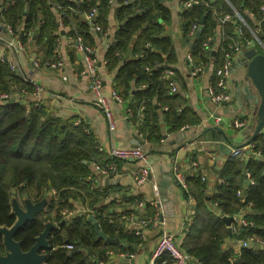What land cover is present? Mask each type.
<instances>
[{
	"label": "trees",
	"instance_id": "trees-1",
	"mask_svg": "<svg viewBox=\"0 0 264 264\" xmlns=\"http://www.w3.org/2000/svg\"><path fill=\"white\" fill-rule=\"evenodd\" d=\"M169 1L172 0H0V20L16 27L24 17L21 38L26 31H32L36 44L41 46L45 56L50 57L56 49V32L60 31V26L68 25L66 34L70 38L81 35L85 43L93 44L94 36L100 33L93 34L84 14L97 6L95 21L104 26L113 7L118 23L104 55L105 64L109 71L116 69L113 87L120 96L132 95L134 116L143 105V119L138 127L152 142L162 136L161 112L168 131H177L185 123L198 121L197 113L189 106L177 108L175 101L179 95L169 93L167 80L163 78L164 70L176 61L173 41L160 22V19L165 23L171 19L170 6L166 3ZM208 1V5H196L180 12L182 38L189 45L194 61L205 62L210 51L202 49L201 42L207 35L214 34L218 23L222 24L221 17L230 11V5L242 15L264 46V16L260 10L264 0ZM202 18L200 34L193 38L189 34L190 28ZM37 23L40 24L36 29ZM223 23L228 35L238 25L237 22L235 25L227 21ZM244 32L247 39L263 52L252 32L247 29ZM229 41L228 37L223 40L222 50L216 54L217 63L222 62ZM129 49L130 58L127 57ZM11 82L19 80L8 63L0 62V92H12L14 84ZM153 99L159 101V106H154ZM165 105L166 110L163 109ZM75 119V116L62 119L45 105L22 103L15 97L0 99V227L14 224L16 210L26 211V197L32 205L41 203L15 230L13 239L19 242L22 251H26L46 225L53 224L46 235L45 264H99V260L107 259L108 249L132 253L133 246L139 242L134 231L126 228L125 220L120 217L127 214L129 208L122 206L115 212V199L106 200L112 196L109 189L96 187V175L88 163L97 162L98 157L104 155L98 152L89 128L83 121L75 124ZM248 141L264 151V128L244 135L241 146L227 155L219 171L223 182L217 183L211 194L206 193L200 175L188 179V183L192 182L194 186L196 206L179 246L203 264H264V248L241 247L238 254H233L231 249L223 246L228 233L220 214L232 215L242 209L251 223L248 227H241L235 238L250 234L258 236L264 243V159L249 158L244 163L240 160L242 146ZM245 170L254 180L253 185L244 183ZM52 190L54 194L51 195ZM73 200L87 207L88 214L93 215L106 236L118 237L125 245H113L99 237L85 213L64 216L65 209L73 208ZM209 205H213L216 211L210 210ZM146 207L151 216L154 208L149 203ZM65 244H72L73 248H66ZM6 250L0 233V254ZM231 256L236 260L230 261Z\"/></svg>",
	"mask_w": 264,
	"mask_h": 264
},
{
	"label": "crops",
	"instance_id": "crops-1",
	"mask_svg": "<svg viewBox=\"0 0 264 264\" xmlns=\"http://www.w3.org/2000/svg\"><path fill=\"white\" fill-rule=\"evenodd\" d=\"M166 3L170 6L171 19L167 23L160 19V22L164 24L165 32L171 37L175 50L176 61L171 65L174 68V78L177 83V92L174 94L179 95L175 101V105L178 106V109L189 106L197 113L198 121L195 123H185L177 131H168L167 125L162 120L163 113L159 110L161 112L159 113V123L162 136L150 142L151 150L148 152L147 160L151 167V173L148 180L141 185H136L133 180V174L141 164L139 161H117V174L113 176H101L94 169L93 163L95 161L88 163L89 168L96 175V187L103 188L106 186L109 189L108 191H110L109 193L112 194L106 200L115 199V212H118L123 206L124 208H129V212L127 214H121L120 217L122 219H124L122 217L123 215L129 216L131 213L134 214L133 219H124L126 228L133 231L138 228L142 233V238L137 236L139 242L133 246V252H127L131 256L120 259L116 256L106 255L107 259L99 260V264H145L147 262L160 231L150 225L141 224V220L150 217L147 214L148 210H150L146 207L147 201H145L142 208L135 209L132 206L137 201L155 197L152 188L154 182L158 185L157 197L160 200L162 192L160 182L163 178L168 177L169 172H172V166L174 164H177L178 168L184 174L187 187L185 189L179 183H176L171 175L169 181L172 189L167 193L171 204L169 203L170 205L168 204L166 209L161 204V209L168 231L175 234L174 238L178 244H182L185 236L179 235V228L182 226L184 220L188 218L190 221L192 220L196 206V198L193 193L194 186L192 182L188 183V179L198 174L200 175V180L205 184L206 193L211 194L214 192L217 183H220L219 180L221 177H219V171L227 155L232 153L235 148L241 146L239 144H241L244 135L253 133L254 126L257 124L255 119V105L248 106L242 103L240 97L237 99L234 96L238 94L237 82L243 78L244 74L240 57L244 50L248 48H254L256 52H261L259 47L254 45L250 39V44L243 46L233 66L230 79L227 81V90L230 92L231 98L226 104L222 103L221 105H217L207 94V86L217 78L221 61L220 63L216 62V54L219 50H222L223 40L227 37L229 40L238 37L236 27H233L231 34L228 35L224 31V23H218L212 35L209 49L210 54L205 58L203 71L197 77H193L189 72V64L186 60L189 45L182 38V19L177 0ZM248 14L252 16V13L248 12ZM24 19L23 17L22 22L16 27L12 26V32L15 35H12V33H9L3 28L2 21L0 20V56L3 58V61L0 62L8 63L14 76L19 80V82L11 83L17 88L24 89L15 94L14 97L22 103L31 102L34 104L35 101H38L39 104L45 105L52 113L62 119H68L74 116L76 119H81V122L83 121L85 126L93 134L96 146L102 148V150H98L99 153L104 155L103 157H98L99 161L97 162L99 163L106 162V159L111 160L107 155L108 148L136 144L138 141L134 140L133 124L126 117V109L131 108L132 95L122 98L121 102H117L110 97V91L114 88L113 78L116 69L109 71L104 63L106 61L104 55L107 46L113 39L118 23L114 8H110L107 14V23L102 26L104 30L108 29L107 35L100 33L94 36L95 42L92 44L95 46V53L98 59L97 66L102 80V93L107 99L116 120V128L113 131H109L102 109L93 101L94 94L89 88L88 76L83 72L81 54L75 48L70 36L66 34L67 30L60 26V31L56 32L55 48L57 50H54L52 56L47 57L41 46L36 44L35 34H32V31H26L27 33H24V37L22 36L21 38ZM227 22H232L231 24L235 25L236 21L234 18H230ZM39 24L37 23L35 25L36 29ZM10 40L13 42L12 44L7 42ZM19 41L24 46V49L18 47L17 43ZM256 42L263 51L264 46L260 42ZM130 53L129 49L127 52L128 58L132 56ZM34 58L49 61L61 59L62 65L57 68H48L46 66L34 67L32 65ZM11 65H13V68H11ZM33 84L40 87L38 93L35 92ZM153 101L154 106H159L158 100L153 99ZM214 114L222 116L223 123L219 126H216L214 123L212 117ZM135 117L140 121L143 119V113L139 112L133 118ZM233 118H238L246 122L244 131L242 128L233 126ZM219 143H223L225 146L220 148ZM226 146L230 147L228 153L224 152ZM251 155V153H248L246 145L242 146L240 160L244 163L249 158H252ZM49 194H54L53 190ZM126 199H131V201ZM24 203L27 206L30 203V199L26 197ZM72 204L73 208L70 210L74 214L85 213L89 216L87 207H83L80 201L73 200ZM208 207L213 212L216 211L213 205H209ZM220 216L222 218L223 216L229 217L230 221L228 223L224 222L226 228L231 227V234L227 230L228 236L224 240L223 246L226 249H231L233 254H238L241 248L237 242L238 239L235 237L241 229H237L239 227L235 221L237 213L232 215H224L221 213ZM187 225L185 226L186 231ZM113 251L115 253L119 252L116 250ZM234 260L236 258L231 256L230 261L233 262ZM94 261L97 262L96 259Z\"/></svg>",
	"mask_w": 264,
	"mask_h": 264
},
{
	"label": "built area",
	"instance_id": "built-area-1",
	"mask_svg": "<svg viewBox=\"0 0 264 264\" xmlns=\"http://www.w3.org/2000/svg\"><path fill=\"white\" fill-rule=\"evenodd\" d=\"M178 8L179 12H181L184 9L190 8L192 6L196 5H208V0H178ZM260 10L262 12V15L264 16V3L260 6ZM97 6H93L90 8L88 12L84 14L85 19L89 21L90 28L92 32H99L103 35H107L108 29H103L102 25L95 21V16L97 14ZM234 18L235 21L238 23L236 26V34L237 38H232L225 46L224 52H223V59L220 65V68L218 69V75L214 82L209 83L207 86V94L210 96L212 101L216 103L217 105H221L223 102H228L231 98L230 92L227 90V81L230 79V76L233 72V66L235 62L238 59V54L242 51V48L244 45L250 44L249 39L245 36L244 29H247L252 32L253 38L255 41H259L256 34L251 31L249 25L245 21V19L242 17V15L237 11V9L230 5V11L225 12L223 16L221 17L220 22L228 21V19ZM60 25H62V21H59ZM235 22V23H236ZM2 27L5 28L9 33L13 34V29L10 27V25L5 24L2 22ZM61 28L68 30V25H62ZM200 31V23L197 22L193 24L190 28L189 34L195 38L197 37L195 33L197 31ZM72 42L74 43L75 48L80 52L81 59L83 63V72L88 76L89 79V88L94 94V102L97 104L103 111L104 116L106 118L107 127L109 131H113L116 128V120L113 116V112L109 107V103L107 99L103 96L102 93V80L98 73V59L95 53V46L92 44L85 43L81 35H77L75 38H71ZM212 40L211 35H207L201 42V48L204 50L210 49V42ZM242 40L244 42L242 43ZM10 44L13 42L7 41ZM261 43V42H260ZM18 47L20 49H24V46L20 43V41L17 43ZM57 49H55L56 51ZM58 53V52H57ZM186 60L189 64V72L193 77H197L200 75L203 71L205 62L202 61H194V58L188 50L186 54ZM0 61H3V58L0 56ZM106 63V61H104ZM32 65L34 67H40V66H46L48 68H57L62 65L61 59H56L53 61L44 60L41 62L39 59L34 58L32 60ZM11 68H13V65H11ZM174 68L172 66L167 67L164 70L163 78L167 80L168 86H169V93L174 94L177 92V83L174 78ZM32 83V82H31ZM34 90L36 93L40 91V87L33 84ZM23 88H17L14 86L12 89V92H0V99L7 100L8 98L14 97L15 94L23 91ZM110 97L117 101L121 102L122 97L120 94L113 88L110 91ZM35 106H39L41 104L38 103V101L34 102ZM143 108V105L141 104L138 113L141 112ZM167 106L164 107L166 109ZM126 117L127 119L131 120V123L133 124V135L137 136V138L141 141V143L137 142L134 145L130 146H112L107 149V155L111 158L110 161H106L103 163L95 162L93 163L94 169L97 173H99L101 176H113L117 174V161H123V162H134L139 161L141 164L136 168V171L133 174V180L136 185H141L144 182L148 180V177L151 173V167L149 166L147 157L148 152L151 150V143L142 135V133L139 130V121L138 119L133 118V112L131 108L126 109ZM214 119V123L216 126H219L221 123H223V119L221 115L214 114L212 115ZM133 118V119H132ZM75 124L81 123V119H76ZM232 124L235 127L242 128L243 131L246 128V122L244 120H240L238 118H233ZM264 128V126L262 127ZM261 128V129H262ZM246 135V134H245ZM246 148L248 150V153L252 154V158H258L262 157L264 159V151L260 148H255V145L253 142H247ZM98 150H102L101 147H98ZM264 170V167H263ZM244 181L245 184H254V180H252L249 171H244ZM172 176L176 183H179L183 188L186 189L187 182L184 174L181 172V170L178 168L177 164H174L172 166ZM219 182H223V179H220ZM152 188L155 194V197L148 200H140L135 202V205L132 206L133 208H142L145 201L152 205L154 208V211L150 217L147 219L141 220V224L150 225L155 229H158L160 232L157 236L156 243L154 245V248L152 249L150 256L145 264H203L201 260H199L196 257H193L189 253H187L184 249H182L179 244L175 241V234L168 231L166 227V222L163 218V213L161 209V203L158 195V185L157 183L152 184ZM54 192V191H53ZM64 216H72L74 212L72 210L65 209L63 211ZM124 219H133L134 214L131 213L129 216H122ZM237 226H239L237 229H241V227H248L250 225V221H248L245 218V209L240 210L237 212V217L235 219ZM191 221L188 218L187 220L183 221L182 226L179 228V235L185 236L186 235V225L189 224ZM135 235H137L139 238H142V233L137 228L134 230ZM241 247L246 248H253V249H261L264 248V243L258 236L255 235H247L245 238H238L237 241ZM66 248H73L72 244H65ZM107 256H116L120 259H125L128 256H131V254L119 251L115 253L112 249H108L106 251ZM41 264H45V262H42Z\"/></svg>",
	"mask_w": 264,
	"mask_h": 264
},
{
	"label": "water",
	"instance_id": "water-1",
	"mask_svg": "<svg viewBox=\"0 0 264 264\" xmlns=\"http://www.w3.org/2000/svg\"><path fill=\"white\" fill-rule=\"evenodd\" d=\"M203 19L199 20L200 25L203 24ZM200 31L198 30L195 35L198 36ZM263 47V46H262ZM244 68L243 78L237 82L238 85V94L234 98H239L242 100V103L247 104L248 106L255 105V119L257 124L254 126V133L262 128L264 125V47L263 52H256L254 48H248L244 50L242 56L240 57ZM239 63V61H238ZM226 104V102H223ZM134 140L141 143L138 140L137 136H134ZM225 145L219 143V147L223 148ZM224 152L228 153L230 147L226 146ZM172 172L168 173V177H165L161 180L162 192L160 195V201L164 209L171 202L167 197L172 189L170 184ZM43 203V202H42ZM169 204V205H170ZM41 203L32 205L31 203L27 204L26 211L21 209L16 210V221L10 227H0V233L3 234V244L7 248L8 255H0V264H41L46 258L44 248L48 247V241L46 235L48 230L53 227V224H47L45 229L37 236L35 243L26 251H22L19 242L13 239V233L15 230L20 227L27 219L31 217V212L37 209ZM226 223L230 221V218L223 216L222 218ZM88 220L93 224L94 230L97 232L98 236L106 240L108 243L113 245H125L124 242H121L118 237H108L101 230L99 223L95 220L93 215L88 216ZM228 233L231 234V227L227 228Z\"/></svg>",
	"mask_w": 264,
	"mask_h": 264
},
{
	"label": "rangeland",
	"instance_id": "rangeland-1",
	"mask_svg": "<svg viewBox=\"0 0 264 264\" xmlns=\"http://www.w3.org/2000/svg\"><path fill=\"white\" fill-rule=\"evenodd\" d=\"M0 255H2V256H6V255H8V251L6 250L4 253H2V254H0Z\"/></svg>",
	"mask_w": 264,
	"mask_h": 264
}]
</instances>
